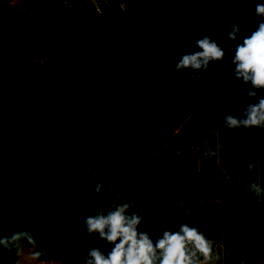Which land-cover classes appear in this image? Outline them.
<instances>
[{"label":"trees","instance_id":"obj_1","mask_svg":"<svg viewBox=\"0 0 264 264\" xmlns=\"http://www.w3.org/2000/svg\"><path fill=\"white\" fill-rule=\"evenodd\" d=\"M257 4L264 0H0V48L12 49L0 59V238L31 180L17 182L25 169L57 168L50 185L76 178L84 203L66 221L79 232L68 243L57 235L50 264H86L94 248L107 256L114 245L89 236L82 213L123 204L153 243L196 228L212 243V259L197 253L196 264H264V127L224 122L264 98L231 63L264 22ZM205 37L224 57L177 72ZM4 248L0 264H14Z\"/></svg>","mask_w":264,"mask_h":264},{"label":"clouds","instance_id":"obj_2","mask_svg":"<svg viewBox=\"0 0 264 264\" xmlns=\"http://www.w3.org/2000/svg\"><path fill=\"white\" fill-rule=\"evenodd\" d=\"M255 13L257 16H264V5L257 4ZM237 34V26L233 25L232 31L228 33V40H235ZM196 46L201 51L181 56L176 65L177 72L189 68L193 71L207 70L210 61H220L225 55L217 43L207 37L197 41ZM231 63L235 65L236 79L245 84L250 82L253 89H264V22L259 23L257 30L237 45ZM247 95L255 97L256 92L249 91ZM243 115L246 118L226 115L224 122L229 129L264 127V98L249 105ZM252 188L259 194V187L252 185ZM100 189L101 184L98 183L95 190L99 193ZM128 208V204H123L106 215L96 213L85 220L89 236L98 234L100 240L114 245L107 256L99 249H91L86 264H196L193 258L197 253L204 261L212 259V243L196 228L181 225L179 231H164L162 238L153 243L147 233L137 231L142 217L126 215ZM22 238H26L30 244H37L30 231H21L10 237L0 238V245L8 247ZM189 245L192 246L191 251ZM42 255L44 253L40 251L34 253L36 258Z\"/></svg>","mask_w":264,"mask_h":264},{"label":"crops","instance_id":"obj_3","mask_svg":"<svg viewBox=\"0 0 264 264\" xmlns=\"http://www.w3.org/2000/svg\"><path fill=\"white\" fill-rule=\"evenodd\" d=\"M23 171L24 168H21L17 170V173L20 172L19 174H21ZM43 172L52 173L54 176L60 174L59 170H42L37 176L29 180L25 190L17 192L20 193L19 196H17V193L15 194L16 202L9 207L13 210L18 207V211L15 210L17 213L14 212L11 215L8 221L9 232L5 237H10L12 234L21 231H30L33 239L37 242V244H30L26 238H22L20 241L8 246L11 248L10 252H15L17 264L35 260L34 253L39 251L41 240L48 239L47 237L51 236L55 230L64 227L68 218L78 212L84 203L83 197L78 192L76 178L70 183L60 186L54 185L52 188L44 182L50 174ZM75 181L76 185L74 184ZM68 203L75 208L72 209ZM85 210L84 212H89ZM84 212L82 213L83 217ZM19 215H22V217L20 218ZM56 221L58 222L56 223ZM53 223H56V225L52 226ZM66 229L64 227L62 230ZM46 233L47 235H45ZM4 249L6 252V248ZM6 254L8 253L6 252ZM28 258L33 259L29 260Z\"/></svg>","mask_w":264,"mask_h":264},{"label":"rangeland","instance_id":"obj_4","mask_svg":"<svg viewBox=\"0 0 264 264\" xmlns=\"http://www.w3.org/2000/svg\"><path fill=\"white\" fill-rule=\"evenodd\" d=\"M35 13H38V12H35ZM12 51V49H5V48H3V47H1L0 48V59H2V58H4L6 55H8V53H10ZM47 171H50L51 169H53V170H58L57 168H45ZM44 170V169H43ZM29 171L31 172V176H30V174H29ZM40 171H41V169H40ZM40 171H35V169H29V168H26L25 169V172H24V174H23V176H22V179L20 178H18V183H27L28 182V180H29V178L30 179H32V178H34L35 176H37V174L40 172ZM52 172V171H51ZM20 173V172H19ZM43 173H47V174H50L49 175V177L48 178H45V180H44V182L46 183V185H49L50 187H54V185H50V183L51 182H53V181H55V179H56V176H54V174H52V173H48V172H43ZM20 175V174H19ZM19 175H18V177H19ZM30 176V177H29ZM74 184L76 185V181L74 182ZM52 187V188H53ZM20 195V193H17V196H19ZM16 198V197H15ZM110 198L111 197H103L102 199H100V201H102V203L103 204H105L106 205V203L107 202H109V200H110ZM69 204V203H68ZM69 206L71 207V205L69 204ZM72 209H74L75 207H71ZM9 209V211L11 212V213H14V212H16V211H18V207H16V208H14L15 210H13V209H10V208H8ZM13 210V211H12ZM70 210V209H69ZM69 210H67V211H69ZM85 211H87V210H85ZM17 213V212H16ZM61 213H65V212H61ZM96 213H99L100 214V210H98V209H96L95 211H94V213H91V211H89L88 213L87 212H84V217L87 219L88 217H90V216H93V215H95ZM51 214V213H50ZM41 216H42V214H41ZM58 221H56V223H57ZM56 223H53V225L52 226H55L56 225ZM70 224H67V225H65L64 227L65 228H67L68 226H69ZM64 227H61V228H59L60 230H62V229H64ZM77 232H79V230H75L73 227H69V228H67L66 230H65V232H59L58 233V231L57 230H55V232L51 235V236H48L47 238L48 239H42L41 240V243H40V246H41V248L43 247V250H42V252L44 253V255H42V256H40V257H38V259H37V261H35L34 262V260H31V259H33V258H28L29 260H31V261H26L25 263H23V264H26V263H33L34 262V264H50V260H49V255H48V249H50V245H51V243H53V241H55V239L57 240V237L59 236V235H61V234H66V235H61L62 237H60L59 236V238H61L62 240H64V243H68L69 242V240H71V241H73L74 240V238L73 237H75V235L77 234ZM7 234V233H6ZM6 234H5V236H6ZM68 234V235H67ZM45 235H47V233L45 234ZM58 235V236H57ZM71 235V236H70ZM6 248V252L8 253V254H14L15 252L14 251H11V252H13V253H11L10 252V249L11 248H9V247H5ZM4 252H5V249H4ZM6 252H5V254H6ZM7 254V255H8ZM57 254H59V251H57ZM16 256H15V254H14V259H13V262H14V264H17L16 263ZM49 262V263H48Z\"/></svg>","mask_w":264,"mask_h":264},{"label":"built area","instance_id":"obj_5","mask_svg":"<svg viewBox=\"0 0 264 264\" xmlns=\"http://www.w3.org/2000/svg\"><path fill=\"white\" fill-rule=\"evenodd\" d=\"M19 217L21 218V217H22V215H19Z\"/></svg>","mask_w":264,"mask_h":264}]
</instances>
